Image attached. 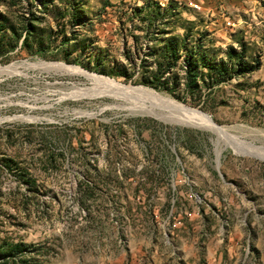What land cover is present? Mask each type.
<instances>
[{
	"label": "rangeland",
	"instance_id": "rangeland-1",
	"mask_svg": "<svg viewBox=\"0 0 264 264\" xmlns=\"http://www.w3.org/2000/svg\"><path fill=\"white\" fill-rule=\"evenodd\" d=\"M12 66L0 264H264V0H0Z\"/></svg>",
	"mask_w": 264,
	"mask_h": 264
},
{
	"label": "bare ground",
	"instance_id": "bare-ground-1",
	"mask_svg": "<svg viewBox=\"0 0 264 264\" xmlns=\"http://www.w3.org/2000/svg\"><path fill=\"white\" fill-rule=\"evenodd\" d=\"M46 67H47V65H46ZM44 68H45V66H44ZM0 70L3 72L9 73V72H14L16 70V67L12 66V67H7V68H1ZM70 71L79 72V73H82V74L88 76V74L83 73V71L81 69H78V68H70ZM90 77L95 78L94 75L90 76ZM108 82L111 85H114L116 88L121 89V92H123L124 94L130 95V97H134V98H137L140 100L148 101V102H151L153 104L162 105V106L166 107V109L170 112V115H172V117H167V116L166 117L172 122L192 124V125L201 127L205 130H208L211 133L217 135L224 143H226L230 147L234 148L235 150H238L241 152L242 151L243 152L244 151L253 152L256 150L259 151L258 149L251 148V147L247 146L245 143H243L241 140H239V138L235 137L229 131L230 128L228 129V127H226V126L217 125L215 122H213L211 119H209L208 117H206L205 115H203L199 111L190 109L184 105L177 103L176 101H174L170 98H167L165 96H162L160 94H157V93L150 91V90H147V89L123 86V85L117 83L116 81L114 82V81L109 80ZM239 131H240V129H239Z\"/></svg>",
	"mask_w": 264,
	"mask_h": 264
},
{
	"label": "water",
	"instance_id": "water-1",
	"mask_svg": "<svg viewBox=\"0 0 264 264\" xmlns=\"http://www.w3.org/2000/svg\"><path fill=\"white\" fill-rule=\"evenodd\" d=\"M219 166V157L216 159V168L218 169Z\"/></svg>",
	"mask_w": 264,
	"mask_h": 264
}]
</instances>
